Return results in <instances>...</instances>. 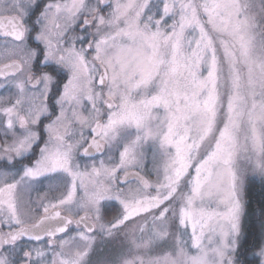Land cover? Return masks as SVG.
Returning <instances> with one entry per match:
<instances>
[{"label":"snow or ice","instance_id":"snow-or-ice-1","mask_svg":"<svg viewBox=\"0 0 264 264\" xmlns=\"http://www.w3.org/2000/svg\"><path fill=\"white\" fill-rule=\"evenodd\" d=\"M0 264H264V0H0Z\"/></svg>","mask_w":264,"mask_h":264}]
</instances>
